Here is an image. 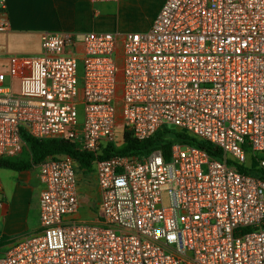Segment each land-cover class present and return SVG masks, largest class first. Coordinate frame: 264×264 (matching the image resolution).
Returning <instances> with one entry per match:
<instances>
[{"label": "built area", "instance_id": "2783aa9c", "mask_svg": "<svg viewBox=\"0 0 264 264\" xmlns=\"http://www.w3.org/2000/svg\"><path fill=\"white\" fill-rule=\"evenodd\" d=\"M41 47L0 72V160L22 153V132L75 143L96 157L102 219L75 218L76 164L48 157L39 230L0 264H264V179L239 171L264 170V0H166L145 32H50ZM163 128L223 158L178 144L169 160L99 159L119 131L143 141Z\"/></svg>", "mask_w": 264, "mask_h": 264}, {"label": "crops", "instance_id": "0c3cea01", "mask_svg": "<svg viewBox=\"0 0 264 264\" xmlns=\"http://www.w3.org/2000/svg\"><path fill=\"white\" fill-rule=\"evenodd\" d=\"M120 1L93 3L92 0H6L5 17L10 23L11 30L8 34H0V49L3 52L11 51L13 55L16 54L15 57H18L17 54L19 53L39 52L38 55L23 58L37 57L42 53L41 39L44 33L70 32L79 34L75 32L78 26L96 16L95 5H98L105 14H109L114 10L113 6L119 5ZM153 20H150L140 32L149 30ZM107 32L119 33L113 29ZM33 44L39 47L38 51L32 48ZM7 61L8 66H10V58ZM12 83L15 92H18V82ZM16 83L17 89L15 88ZM2 171L0 170V187L2 189L0 204L1 236L8 239L12 237L18 239L37 232L39 230L38 202L42 190L39 165L27 172L12 171L11 174H3ZM83 172L85 178H80L78 175L80 210L77 213L78 218H75L80 221L97 223L101 221L102 214L96 174L94 171L89 173L84 170ZM82 194H87V198H83ZM17 204L21 207V225L18 229L7 223L12 207H16ZM81 209L86 212V216H80ZM18 234L20 236H17ZM16 239H11V243ZM11 243L6 246L8 247Z\"/></svg>", "mask_w": 264, "mask_h": 264}, {"label": "trees", "instance_id": "16d2710c", "mask_svg": "<svg viewBox=\"0 0 264 264\" xmlns=\"http://www.w3.org/2000/svg\"><path fill=\"white\" fill-rule=\"evenodd\" d=\"M21 136L25 143L22 153L14 158L1 159L0 170L27 172L40 165L48 157L65 155L71 157L80 169L88 172L93 171L96 157L91 153L82 152L73 142L60 139L38 140L25 132H22ZM178 144L202 149L220 160L223 158V153L219 148L191 136L187 131L163 128L153 137L143 141L137 140L132 132L124 130L122 143H109L99 159L106 160L114 156L144 159L154 151H161L164 157L169 160L173 147ZM250 165V168L242 167L239 168V171L264 179V170L259 168L255 161H252ZM11 241V239L1 236L0 233V247L8 245Z\"/></svg>", "mask_w": 264, "mask_h": 264}, {"label": "rangeland", "instance_id": "374dc122", "mask_svg": "<svg viewBox=\"0 0 264 264\" xmlns=\"http://www.w3.org/2000/svg\"><path fill=\"white\" fill-rule=\"evenodd\" d=\"M164 0H121L119 5L115 4L113 6V11L109 14H105L98 5L95 9V15L89 18L88 21H84L82 24L78 26L75 32L79 34H84L87 32L93 31H101L107 32L117 31L120 34H125L129 32H140L142 28H144L150 20H153L156 15L159 13L161 9V5L163 4ZM107 15V16H106ZM33 49L38 51L39 47L37 45H32ZM11 50V49H10ZM14 52V51H13ZM39 52H33L30 54L19 53L17 54L18 57H31L38 55ZM16 55V54H15ZM11 51L3 52L0 49V72L6 73L9 70L8 61L9 58L15 57ZM15 88L17 89V83L15 84ZM121 121V118H120ZM123 140V133L119 131L117 133V144H121ZM262 157V154H259ZM76 170L79 177H84V170L80 169L79 166L76 165ZM3 174H11L12 171L3 170ZM90 173V172H89ZM93 187V186H92ZM93 190V188H92ZM85 192V191H84ZM87 194H82L83 198H87ZM82 210V209H81ZM82 212V213H81ZM80 216H86V212L84 210L80 211ZM74 217V216H73ZM78 218V214L75 215ZM8 224H10L13 228H20L21 225V207L19 204L12 207L11 214L8 218ZM17 236H20L18 234ZM16 239V237L11 238ZM7 246L0 247V255H3L7 252Z\"/></svg>", "mask_w": 264, "mask_h": 264}]
</instances>
